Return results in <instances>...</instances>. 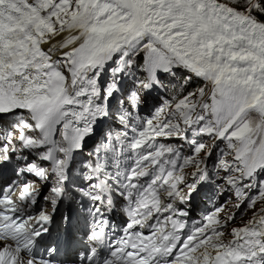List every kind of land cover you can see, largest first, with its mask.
Listing matches in <instances>:
<instances>
[{
  "label": "snow or ice",
  "instance_id": "6c2138e0",
  "mask_svg": "<svg viewBox=\"0 0 264 264\" xmlns=\"http://www.w3.org/2000/svg\"><path fill=\"white\" fill-rule=\"evenodd\" d=\"M0 264H264V0H0Z\"/></svg>",
  "mask_w": 264,
  "mask_h": 264
}]
</instances>
